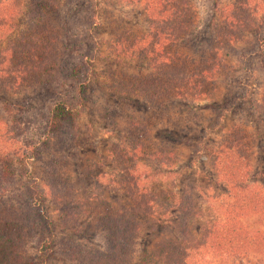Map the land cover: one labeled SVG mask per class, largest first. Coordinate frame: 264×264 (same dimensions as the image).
I'll return each mask as SVG.
<instances>
[{"label":"trees","instance_id":"obj_1","mask_svg":"<svg viewBox=\"0 0 264 264\" xmlns=\"http://www.w3.org/2000/svg\"><path fill=\"white\" fill-rule=\"evenodd\" d=\"M85 1L0 0V41L8 38L0 46V112L13 115L7 126L0 118V195L6 196L18 183L30 158L41 161L40 176L27 188L29 193L21 189L0 197V264H36L29 247L41 228L49 227L41 209L45 193L66 220L89 213L104 233L105 250L61 238L56 252L73 264H135L141 218L168 207L186 213L180 219L182 236L163 242L153 252V264H201L212 255L225 262L235 253L256 261L255 255L256 263L264 264V234L244 224L251 216L264 219V185H254L253 180L257 134L235 127L212 147V165L226 183L219 196L224 219L209 226L199 241L188 226L193 216L191 198L168 206L147 188L162 173L161 168L177 163L182 155L178 147L155 138V130L161 126L195 130L198 101L214 97L217 79L229 64L224 44L243 42L254 30L261 33L263 22L256 24L252 16L241 13L242 5L226 6L221 1L217 17L200 28L197 0H144L150 34H135L121 24L115 27L114 46L121 53L148 60L154 72L143 77L124 73L112 85L129 94L140 93L150 103L151 117L129 121L126 138L110 148L120 173L119 182L113 184L124 190L128 200H103L89 211L77 201L70 161L63 155L69 146L65 125L84 113L83 93L92 67L84 59L82 44L74 41L83 34L85 29L78 23L86 17L73 4ZM96 14L87 17L89 25L98 26ZM112 21L117 24L119 20ZM260 36L242 56L244 71L251 68L255 57L250 63L248 59L252 55L260 58L258 69L263 68ZM65 88H69L65 98L48 111L37 116L31 112L37 98L51 89L60 93ZM257 106L264 111V94Z\"/></svg>","mask_w":264,"mask_h":264},{"label":"rangeland","instance_id":"obj_2","mask_svg":"<svg viewBox=\"0 0 264 264\" xmlns=\"http://www.w3.org/2000/svg\"><path fill=\"white\" fill-rule=\"evenodd\" d=\"M221 1L226 6L242 5L241 13L252 16L256 24L263 22L262 32L254 30L243 42L232 46L224 44L223 51L225 50L224 55L229 64L224 66L222 72L227 73L221 72L218 77L219 85L214 97L198 101L196 112L199 118L195 130L185 129L181 132L167 126L155 130V138L178 147L182 155L177 163L161 168L162 173L147 186L160 195L161 203L167 202L168 206L185 197L191 198L193 216L189 218L188 226L196 241L207 233L209 226L224 219L219 196L225 192L226 183L212 165L211 151L225 133L239 127L257 134L254 158L256 175L253 180L254 185H264V111L257 106V101L260 102L264 94V0H197L200 28L209 26L217 17V4ZM77 4H73L74 8L77 7L86 20L78 23V27L85 30L74 41L82 44L84 59L87 63L90 61L92 67L86 79L87 88L83 93L86 96L84 113L76 122L69 121L65 125L69 146L63 155L70 161L69 175L80 197L77 201L90 211L103 200H128L124 190L113 184L119 182L120 173L118 164L110 156V148L114 142L126 138L129 121L151 117L150 103L140 93L129 94L112 85L124 73L143 77L154 72L148 60L121 53L122 49L117 44L114 46L111 39L113 30L121 24L135 34L144 35L150 34L152 28L144 0H87ZM94 12L98 13V26L88 24L87 17ZM113 18L119 20L117 24L113 23ZM260 34L263 35V68L258 69L260 58L252 55L248 63L255 57L253 64L245 72L242 56L254 48ZM7 41L8 38L0 41V46ZM250 72L255 74L251 75ZM68 91L69 88L60 93L59 89H51L36 99L31 112L37 116L48 111L57 101L64 99ZM0 118L7 126L13 115L1 111ZM40 164L39 159L30 158L22 172L23 176L5 195L11 196L19 193L21 189L26 191L40 176ZM146 169L150 170V166ZM26 192L29 193L28 190ZM45 195L47 200L41 209L49 220V227L41 228L40 234L35 236L29 247V254L34 257L36 264H73L56 252L57 243L65 237L105 250L107 242L104 233L98 228L93 215L82 213L77 220L68 221L61 215L50 195ZM183 215H186L185 211L168 207L161 208L154 216L141 218L142 229L136 245L135 264H153L150 262L153 252L163 242L177 241L182 236L179 227ZM244 222L248 228L264 234L263 218L251 216ZM238 254H233L225 262L219 256L212 255L201 264H258V257L255 255L252 257L256 261Z\"/></svg>","mask_w":264,"mask_h":264}]
</instances>
